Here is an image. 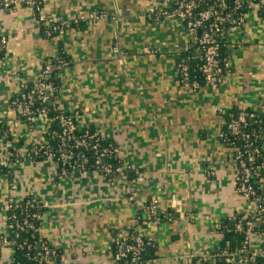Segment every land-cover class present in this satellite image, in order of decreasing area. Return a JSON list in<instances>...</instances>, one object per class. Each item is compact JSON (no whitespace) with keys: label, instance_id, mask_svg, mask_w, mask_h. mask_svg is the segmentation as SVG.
I'll return each mask as SVG.
<instances>
[{"label":"crops","instance_id":"crops-1","mask_svg":"<svg viewBox=\"0 0 264 264\" xmlns=\"http://www.w3.org/2000/svg\"><path fill=\"white\" fill-rule=\"evenodd\" d=\"M164 1L44 0L48 23H72L93 9L108 14L54 37L43 33L33 10L0 9V32L8 39L0 61V115L16 140H43L42 127L26 124L20 109L8 104L47 59H64L59 107L74 113L81 129L112 139L141 178L138 200L155 201L172 220L141 225L124 178L108 179L96 170L75 174L51 158H27L10 175L0 174V237L7 232L8 203L34 197L48 205L39 233L57 251L51 264H121L114 243L134 231L145 239L147 264H197L183 256L214 248L222 220L246 211L230 149L219 134L228 110L264 97V16L253 4L242 31L231 33L239 47L230 55L226 83L193 91L179 81L176 62L188 35L174 15L150 13ZM189 213L192 220L183 223ZM13 256L2 248L0 264H13Z\"/></svg>","mask_w":264,"mask_h":264},{"label":"built area","instance_id":"built-area-1","mask_svg":"<svg viewBox=\"0 0 264 264\" xmlns=\"http://www.w3.org/2000/svg\"><path fill=\"white\" fill-rule=\"evenodd\" d=\"M164 1V0H163ZM166 5H160V7L151 9L150 13H157V15H174L177 18V25L181 32L188 35V40L183 42L177 47V58L180 56L182 50L193 48L195 53L200 56L201 66L200 69L204 76V86L216 89L221 85H224L227 81V74L230 72L231 60L230 57L224 61V69L221 64L219 56V36L224 33L223 25L228 23L232 25V32L242 31V25L247 19L248 13H241L231 20V13L222 14L217 5H209L205 9L197 13L193 18L194 10L201 2L200 0H165ZM164 1V3H165ZM219 2L221 0H215ZM264 2V0H257ZM42 2L44 0H0V9L7 11L14 10L17 7H26L31 10H35L39 13L37 18L39 24L49 25L47 15L43 13ZM253 3L254 0H249L248 3ZM251 3V5H252ZM235 9H238L242 2L241 0H234ZM262 7V6H261ZM264 11V10H263ZM108 14L102 11L93 9L90 11L88 17H82L81 19H75L69 22L67 20L61 21L60 27L52 26L44 30L46 36L52 33H57L59 36H63L64 27H69L71 24H80L88 19L97 21L101 18L107 17ZM197 29H200V36H197ZM228 34V49L230 55L234 49L239 47ZM7 36L0 32V53L7 44ZM114 52H119L117 47H114ZM146 53L150 52L149 47H145ZM4 55L0 58L3 61ZM181 63H184V59L181 58ZM65 65V62H60L53 66L52 64H46L41 68L40 73L35 78L23 79L20 82V89L9 102V108L20 109L23 117L27 120L29 125H38L39 123H46L48 120V109L43 106L47 101L56 98V87L50 81V76L54 68L61 69ZM181 80L185 82L186 86L193 91L201 89L202 86L199 82L193 81L190 86L187 84L190 78L189 68L185 64H179L178 68ZM12 74H17L13 71ZM28 85H31L30 90L26 91ZM35 98L38 99L37 105ZM59 105V99H56ZM245 109V110H244ZM243 110H237L234 113L228 114L227 127L229 131L234 135V140L230 142V154L232 161V168L235 172L237 192L245 199L247 203V209L244 213L234 217L233 220L241 218L234 222L235 229L246 233L245 240L239 248L234 250H226L214 247L210 250H196L192 249L186 255L183 256L186 262L195 261L197 264H217L220 259L224 261V264H256L258 258L264 259V152L261 147L264 143V139L261 138L254 130L248 129L253 125H257L260 128V134L264 133V118H258V114L262 112L264 114V97H261L253 106L244 108ZM227 115V113H225ZM0 123H3V115H0ZM59 123L62 127L61 139L62 141H69L71 135L77 131L79 125L75 124L71 117L60 115ZM252 130V131H251ZM89 130L81 137L74 138V147H90L98 150L100 144L98 139L95 138L97 134L88 135ZM219 137H224L222 133ZM263 140V142H261ZM68 144V143H66ZM30 145V146H29ZM38 141L25 144V147L21 150L14 151L12 142L8 139L0 141V168H10L11 172L15 165L19 164V160L11 161L16 154L22 159H30L32 153H37ZM66 147V146H65ZM101 148V147H100ZM99 158L96 160V164L100 167L103 173H109L111 170L109 166L102 164L101 158L105 156L107 148H101ZM119 154V149H116ZM73 152H62L60 159H68ZM83 169V165L74 166ZM11 172L5 173L10 175ZM118 179L121 178L122 172L120 169L116 170ZM105 175V174H104ZM139 176L135 177V183H125L122 180V187L127 193L128 200L136 204L140 213V224L147 225L149 223H160L165 220H172V213L162 209L155 201L146 203L138 200L137 182L140 181ZM11 187L15 189L17 185L11 183ZM15 200V199H14ZM18 200V199H16ZM11 200L8 203L7 211L11 210V213L7 215V232L34 229V225L30 222L29 218L19 219L17 215L12 212ZM35 203L33 199H27V204ZM48 206L47 204H45ZM33 217L37 220L44 218V214H34ZM192 220V215L189 213L183 215L181 221L186 223ZM178 222V221H177ZM6 232V233H7ZM145 239L140 233L128 232L124 236L116 239L114 243L115 258L121 263L122 260H126V264H142L141 254L145 248ZM18 246L22 248L23 245L18 244L16 240L8 238L5 235L0 237V249L5 247ZM29 244L28 247H31ZM41 251L34 256L36 264H51L55 252L47 245L46 242L39 241ZM130 258V259H129ZM149 262V261H148ZM147 260L144 264L148 263Z\"/></svg>","mask_w":264,"mask_h":264},{"label":"trees","instance_id":"trees-1","mask_svg":"<svg viewBox=\"0 0 264 264\" xmlns=\"http://www.w3.org/2000/svg\"><path fill=\"white\" fill-rule=\"evenodd\" d=\"M201 2L194 10L193 18L196 17L197 13H199L201 10L205 9L209 5H217V8L222 14L231 13L230 19H233V15L238 16L241 13L249 12L251 11L252 5L255 4L259 7V12L262 13L264 16V2H259L257 0H254L252 3H248L249 0H241L242 5L235 9L234 0H221L219 2H216L215 0H200ZM42 8H43V2ZM262 6V7H261ZM36 17L38 18L39 13L35 10ZM61 21L50 23L49 25L42 24L41 28L44 32L45 29H48L52 26L60 27ZM81 24V23H80ZM79 25V24H78ZM68 27H64L65 29ZM223 31L219 36V56L221 59V64L224 69V61L230 57V50L228 49V34L232 33V25L231 24H224L223 25ZM59 36L57 33H52L49 35V37ZM4 55V49L0 53V58H2ZM181 58L184 59V63H181ZM200 56L198 53H195L193 48L182 50L180 53V56L176 59L177 62V70L179 68V64H185L189 68L190 72V78L189 81H187V84L190 86L191 82L197 81L202 86H204V76L202 74V71L200 69L201 61ZM65 62L64 59L61 60H50L47 59L43 66L46 64H52L55 66L56 64L60 62ZM61 69L54 68L51 76L50 81L53 83V85L56 87V98H53L49 101H47L43 106H46L48 109V120L46 123H39V125L42 127L44 131V138L41 141H38V147H37V153H32L31 158L32 160H44L47 158H51L58 166L59 169H65L69 172L78 174L82 172L92 171L96 170L99 171L102 174H105V176L108 179H115L118 173H116L117 169H120L122 172L121 179H125L128 183L133 184L135 181V177L137 176V172L134 168L129 167L128 165L124 164L123 158L117 154L116 149H118V145L112 140L108 138L102 137L98 132L94 130H89L88 135L90 134H97L95 138L98 139V142L100 144L101 148H107V152L104 157L101 158L102 164L109 166L110 172L103 173V171L100 169V167L95 163L96 160L99 158V153L102 150L100 147L98 150L92 149L90 147H74V138L75 137H81L86 133V128H78L76 132L71 135L69 141H62L61 139V133H62V127L59 123V117L60 115H64L67 117H71L73 122L78 125V119L76 115L72 112H68L63 110L61 107H59L58 102H56V99H59V84H58V72ZM231 71V68H230ZM178 79L182 83V85H185L186 83L183 82L180 77L179 71H178ZM31 85H28L26 88V91L30 90ZM199 90V89H198ZM197 91V90H195ZM35 101L37 105L39 104L38 99L35 98ZM237 110H243V109H230L227 112L224 125L222 127V130L220 133L224 135V137H220V140L225 143L227 147H230V142L234 140V135L229 131L227 127L228 123V114L234 113ZM245 110V109H244ZM258 118H264V114L260 112L258 114ZM23 120L26 124H28L25 117H23ZM29 125V124H28ZM248 129L254 130L257 134L261 136V138L264 139V133L260 134V128L257 127V125H253L251 127H248ZM251 130V131H252ZM3 139H8L12 142V147L14 151L21 150L25 147V143L22 140H16L12 133L10 132L8 126L5 124V121L3 119V123H0V141ZM263 142V140L261 141ZM68 143V144H66ZM30 146V145H29ZM66 146V147H65ZM263 152H264V143L261 145ZM73 152L71 156L64 160L60 159V154L62 152ZM20 162L23 160L22 157H20L18 154L13 157L11 161H17ZM77 165H83V169L77 168L74 166ZM12 167L10 168H0V174L5 175V173L11 172ZM33 199L35 203L27 204V199ZM152 200L146 201V203H149ZM12 212H14L19 219H27L29 218L30 222L33 223L34 229H28V230H21L17 231V233L13 232L12 230L7 232L5 234L6 237L12 238L16 240L18 244L23 245L22 248H19L18 246L14 247H6L9 248L13 252V264H36V261L34 260V256H36L42 249L39 246V241L46 242L41 238V234L39 233V225L41 223V220H37L33 217L34 214H44L46 212L47 206L44 202L39 201L38 199L34 197H23L18 200L12 201ZM11 213V210L8 212ZM241 218H237L236 220L230 221L228 219L222 220V222L219 225V233L221 234V237L215 247L220 249H226V250H234L236 248H239L243 241L245 240L246 233L242 231H237L234 226V222L240 220ZM262 228H264V225H261ZM137 233V232H132ZM47 243V242H46ZM29 244H32L31 247H28ZM47 245L55 252V249L47 243ZM2 249V248H1ZM0 249V252H1ZM130 259V258H129ZM142 264L147 259L145 250H143L141 254ZM127 260V259H126ZM126 260H122L121 264H126ZM217 264H224L223 260H219L216 262ZM256 264H264V259L258 258L256 260Z\"/></svg>","mask_w":264,"mask_h":264},{"label":"water","instance_id":"water-1","mask_svg":"<svg viewBox=\"0 0 264 264\" xmlns=\"http://www.w3.org/2000/svg\"><path fill=\"white\" fill-rule=\"evenodd\" d=\"M196 33H197V36L199 37L200 36V29H197Z\"/></svg>","mask_w":264,"mask_h":264}]
</instances>
